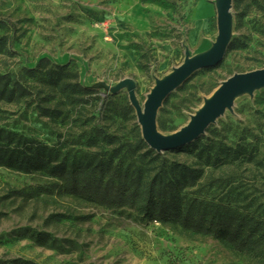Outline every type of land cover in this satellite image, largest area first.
<instances>
[{
  "label": "rangeland",
  "instance_id": "rangeland-1",
  "mask_svg": "<svg viewBox=\"0 0 264 264\" xmlns=\"http://www.w3.org/2000/svg\"><path fill=\"white\" fill-rule=\"evenodd\" d=\"M208 1L0 0V16L16 26L0 30V36L9 37L0 52V73L34 91L20 103L0 102V127L71 158L96 152L109 156L120 149L126 164L148 161L147 149L159 152L145 141L147 147L136 148L143 134L130 95L143 106L159 80L212 47L220 0H211L216 13L208 33L193 34L196 17L208 15ZM232 13L224 60L198 70L170 93L157 115L162 133L186 126L231 75L264 68V0H233ZM58 68L93 90L86 101L71 105L48 86L49 71ZM43 108L55 112L46 115ZM101 133L114 142L99 140ZM198 139L241 144L254 160L231 157L208 165L206 152L187 147L191 143L161 155L202 169L204 193L264 218V87L240 93ZM211 177L222 178L221 185L211 187ZM50 181L43 172L0 167V264H254L218 239L147 222L131 209H105L57 193H18Z\"/></svg>",
  "mask_w": 264,
  "mask_h": 264
},
{
  "label": "trees",
  "instance_id": "trees-1",
  "mask_svg": "<svg viewBox=\"0 0 264 264\" xmlns=\"http://www.w3.org/2000/svg\"><path fill=\"white\" fill-rule=\"evenodd\" d=\"M7 27L16 29L13 21L0 16V30ZM8 43V36H0V52L7 49ZM58 70L54 74L49 71L48 86L71 105L86 101L85 96L93 90L70 79H75L76 75L61 68ZM33 95L34 91L29 86L9 73H0L1 103H20ZM43 109L46 115L55 112L50 108ZM99 138L104 142H114L106 134L101 133ZM143 147L147 145L140 138L136 148L140 150ZM187 147L198 150L202 155L206 152L208 165L231 157L240 160L247 156L248 160H254L253 154L246 153L241 144L232 147L221 141L196 139ZM147 150L150 159L139 165L126 164L120 149H115L109 156L96 152L71 158L38 139L0 127V167L23 173L43 172L51 179L31 192L18 193L24 196L57 193L105 209H131L147 222L173 224L189 234L213 237L227 247L249 255L254 264H264L263 217L246 207L233 205L226 198L204 193L202 169L184 162H169L161 153ZM221 180L220 177H211L209 185L220 186Z\"/></svg>",
  "mask_w": 264,
  "mask_h": 264
},
{
  "label": "water",
  "instance_id": "water-1",
  "mask_svg": "<svg viewBox=\"0 0 264 264\" xmlns=\"http://www.w3.org/2000/svg\"><path fill=\"white\" fill-rule=\"evenodd\" d=\"M233 0H220L217 7L218 35L212 47L205 53L188 57L182 64L159 80L142 106L134 94L130 102L136 109L144 141L153 150L163 153L180 149L205 134L208 127L231 109L235 98L242 92L252 93L264 87V68L239 72L224 80L213 95L193 115L190 122L174 134L162 133L157 124V115L165 99L188 80L195 72L221 64L230 45Z\"/></svg>",
  "mask_w": 264,
  "mask_h": 264
},
{
  "label": "crops",
  "instance_id": "crops-1",
  "mask_svg": "<svg viewBox=\"0 0 264 264\" xmlns=\"http://www.w3.org/2000/svg\"><path fill=\"white\" fill-rule=\"evenodd\" d=\"M206 9L208 11V15L206 17H196L193 34H197V36L208 33V30L210 29V22L216 13V7L211 0L208 1Z\"/></svg>",
  "mask_w": 264,
  "mask_h": 264
}]
</instances>
